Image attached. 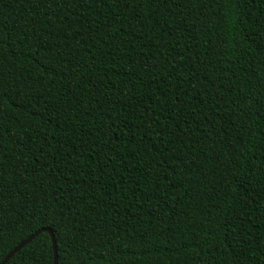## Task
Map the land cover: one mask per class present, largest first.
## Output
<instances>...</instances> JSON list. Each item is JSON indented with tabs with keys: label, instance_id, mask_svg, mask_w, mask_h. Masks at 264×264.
Masks as SVG:
<instances>
[{
	"label": "trees",
	"instance_id": "trees-1",
	"mask_svg": "<svg viewBox=\"0 0 264 264\" xmlns=\"http://www.w3.org/2000/svg\"><path fill=\"white\" fill-rule=\"evenodd\" d=\"M264 264V0H0V264Z\"/></svg>",
	"mask_w": 264,
	"mask_h": 264
},
{
	"label": "water",
	"instance_id": "water-1",
	"mask_svg": "<svg viewBox=\"0 0 264 264\" xmlns=\"http://www.w3.org/2000/svg\"><path fill=\"white\" fill-rule=\"evenodd\" d=\"M45 232H48L51 236L52 242H53V249H54V260H55V264H58V250H57V242L55 239V235L53 233L52 230L50 229H45L43 230ZM41 233V231L36 232L35 234H33L32 236H30L28 239L24 240L23 242H21L12 252H10L7 257L5 258V260L1 263V264H7V262L17 253L19 252L21 249H23L25 246H27L29 243H31L39 234Z\"/></svg>",
	"mask_w": 264,
	"mask_h": 264
}]
</instances>
